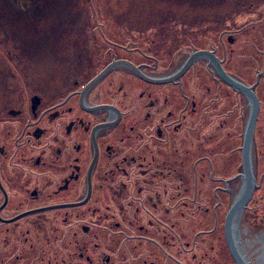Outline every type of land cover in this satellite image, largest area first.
<instances>
[{"label":"flooded vegetation","instance_id":"1","mask_svg":"<svg viewBox=\"0 0 264 264\" xmlns=\"http://www.w3.org/2000/svg\"><path fill=\"white\" fill-rule=\"evenodd\" d=\"M90 43L97 53L79 71L81 78L67 76L65 90L57 87L53 94L49 91L56 82L40 85L26 98L20 92L19 108L0 116V264L26 263L21 248L33 245L28 237H48L42 241L51 257L47 264H171L167 254L186 264H236L226 219L245 185L238 175L244 172L241 148L249 102L244 94L230 91L217 68L204 59L177 76L194 52L212 51L237 78L225 66L224 40V58L213 39L209 48L183 47L176 57L161 56L153 45L144 56L135 39ZM60 45L68 47V60L74 62V42H59L54 55ZM198 65H205L212 88L200 85ZM178 86L185 101L171 92ZM259 100L256 187L233 238L247 264H264V253L250 254L241 231L255 193L264 185V173L258 181V138L264 147V99ZM237 139L241 145L235 147ZM236 149L241 168L234 174ZM188 156L193 165L208 164L198 181L180 168ZM11 208L15 213L8 215ZM27 218L35 223L24 230ZM56 253L63 259L55 261Z\"/></svg>","mask_w":264,"mask_h":264},{"label":"rangeland","instance_id":"2","mask_svg":"<svg viewBox=\"0 0 264 264\" xmlns=\"http://www.w3.org/2000/svg\"><path fill=\"white\" fill-rule=\"evenodd\" d=\"M91 39H135L139 42L137 51L144 56L152 53L148 46L153 45L155 52L161 56L173 54L171 57H176L183 47L209 48L213 39L219 46L217 54L224 58L223 39L227 47L225 66L249 85L255 84L261 76L257 94L264 99V0H0V116L19 108L20 92L22 98H26L38 91L40 85L45 87L52 82H56V86L50 88V94L57 87L65 90L69 83L67 76L80 77L79 71L94 58L92 52L97 53V50L92 51ZM67 40L74 42V62L68 60L71 56L66 45L59 46L58 55L52 52L59 42ZM82 44L88 48L84 49ZM9 51L11 54L7 55ZM22 52L26 55L21 57ZM39 52L45 54L38 55ZM202 67L197 66L202 70L198 81L203 88H212L210 76ZM213 86L217 91L220 89L217 84ZM225 89L222 87L221 93ZM171 92L184 99L179 86ZM241 100L245 103L244 98ZM235 129H239L236 122ZM261 140L258 138L256 144L258 181L264 173ZM234 145L240 146L241 141L235 140ZM235 152L234 174L241 168V154L238 149ZM186 162L180 168L188 170L191 181H196L198 175L201 179L207 162L197 161V167L191 156ZM209 171L211 173L212 169L208 168ZM210 177L213 178L212 173ZM251 207L242 220L244 238L255 227L264 226V185L255 193ZM14 213L13 208L8 211V215ZM33 222L32 218H27L22 221V228L31 229L29 224ZM28 238L33 245L21 248L27 260L23 264H47L51 257L43 251L42 243L48 241V237ZM10 250L16 248L12 245ZM173 255L167 254L171 264H186ZM63 257L62 253L57 254L54 260Z\"/></svg>","mask_w":264,"mask_h":264},{"label":"water","instance_id":"3","mask_svg":"<svg viewBox=\"0 0 264 264\" xmlns=\"http://www.w3.org/2000/svg\"><path fill=\"white\" fill-rule=\"evenodd\" d=\"M206 60L209 64H213L221 76L224 82L230 86L237 93L244 94L249 102V116L245 125L243 139H242V159H243V174L238 175L245 181L243 192L238 196L234 204L229 210L226 219V236L229 245V250L234 258L236 264H247L241 256L239 248L234 241V228L238 222L240 214L244 208L248 205L252 199L256 187V177L253 169V149L255 143V130L260 111V100L256 94V86L259 82L253 85H248L241 80L229 75L222 66V61L212 51H197L194 52L184 69L178 73V77L183 75L184 71L190 67V65L196 60ZM134 67L133 65H131ZM110 70V68L104 70L95 79H93L85 88L89 89L92 85L101 80ZM140 77L147 80V78L140 73ZM25 215V214H24ZM245 240L249 242L248 251L250 254H262L264 253V226L255 227L246 237Z\"/></svg>","mask_w":264,"mask_h":264},{"label":"trees","instance_id":"4","mask_svg":"<svg viewBox=\"0 0 264 264\" xmlns=\"http://www.w3.org/2000/svg\"><path fill=\"white\" fill-rule=\"evenodd\" d=\"M224 28H226V26Z\"/></svg>","mask_w":264,"mask_h":264}]
</instances>
